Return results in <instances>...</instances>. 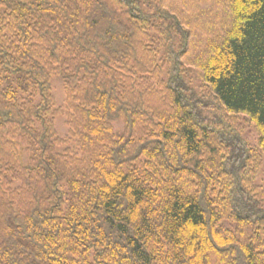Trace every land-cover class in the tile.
<instances>
[{
    "label": "trees",
    "instance_id": "1",
    "mask_svg": "<svg viewBox=\"0 0 264 264\" xmlns=\"http://www.w3.org/2000/svg\"><path fill=\"white\" fill-rule=\"evenodd\" d=\"M260 154L264 0H0V264H264Z\"/></svg>",
    "mask_w": 264,
    "mask_h": 264
},
{
    "label": "rangeland",
    "instance_id": "2",
    "mask_svg": "<svg viewBox=\"0 0 264 264\" xmlns=\"http://www.w3.org/2000/svg\"><path fill=\"white\" fill-rule=\"evenodd\" d=\"M186 75L184 76L185 82L189 83L188 87L192 89L193 91L197 92L196 94H200V86L195 78V73L192 70H187ZM51 94L53 97V100L55 102L56 108L59 110L63 109V101H64V91L62 88V83L60 79L56 78L53 79L51 82ZM201 98V96L199 95ZM203 101V104L201 105V111L205 113V117L211 120L221 121L223 123L229 122L228 125H226L227 130L230 131V128L233 129L235 133L238 132L239 138L242 140L244 144L247 146L254 147L256 144V132L254 131V128H252L251 124L245 120L242 117H235L231 118L228 117L226 113L219 110L215 103H212V100L209 98H201ZM204 106V107H203ZM65 115L61 114L59 112L58 116H56L54 120V127L59 137L66 138L68 134V128L65 122ZM230 124V125H229ZM237 130H234L235 128ZM117 130H121V127L116 125L115 126ZM260 158V166L257 170V172L254 175L253 183L256 186H259L264 189V154L259 155Z\"/></svg>",
    "mask_w": 264,
    "mask_h": 264
}]
</instances>
